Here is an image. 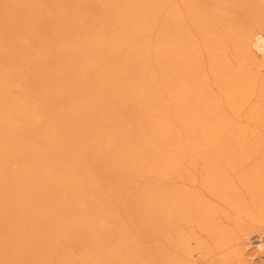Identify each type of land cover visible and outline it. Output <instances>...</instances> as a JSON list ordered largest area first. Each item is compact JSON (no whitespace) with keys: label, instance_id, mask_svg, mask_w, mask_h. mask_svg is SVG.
Masks as SVG:
<instances>
[{"label":"rangeland","instance_id":"obj_1","mask_svg":"<svg viewBox=\"0 0 264 264\" xmlns=\"http://www.w3.org/2000/svg\"><path fill=\"white\" fill-rule=\"evenodd\" d=\"M38 1L41 5H47L48 7H43L45 16L42 15L44 18L41 17V22L35 26L38 34L37 36H39L38 38H40V40L41 38L44 39L45 43V51L42 55L44 66L42 70L43 72L41 71L40 73L41 78L45 82L50 81V86L47 84L46 87V90L48 91L43 93L47 95L48 99L45 103L46 107H44L45 112L41 116L42 121L43 123L46 122V124H49L48 126L51 124L52 127L57 130L60 137L59 140L62 139L63 142H66V148L70 150V148L73 147L72 150L78 154L80 164L86 166L90 171L89 182L91 183L90 175H92V184L94 183V185L97 186L99 184L98 187H100L103 192H100L102 194V199H107V202L109 200L110 203L114 204L113 211L115 212L116 218L119 217L118 224L120 225L121 221V226L124 224L129 233L134 229L136 231V229H138L136 226L139 224V222L137 224L136 222L140 221L139 219H141L142 216L137 212L139 207L136 208L137 205L134 203L135 200L139 198L141 199L142 196L147 197L146 195L150 190H157V188L161 190L164 188L178 189L186 192L190 196L194 195L191 196L192 198L196 196L199 203L202 204L203 202L201 206H203V208L205 207L204 209L208 208V214L212 216L214 214L215 226L218 225V227H220L219 230H223L222 233L227 232L226 235L228 234L225 239V244H216L215 242L217 240L215 241V238L208 233V231L204 230L206 227H203L202 224H197L199 221L191 219L192 222L191 220H188V222L186 221V223L181 222L180 236L183 241L177 239L178 237L173 235L172 237L175 242L172 245L163 235H156L154 237H145L142 235L141 240L139 239V241L140 245H144L143 248H157L163 253L179 257L178 259L181 261L183 260V262L185 261V264H264V242L261 241L262 236H264V98H260V94L264 93V91L262 92L261 90L264 86V72L260 71L257 73L253 70L255 74L257 73L255 75L256 83L253 84L254 92L248 97V99H246V101L238 103L237 105L231 104L229 102V93L225 91L224 83L218 81V79H223L225 76L218 79L212 77L210 66L208 62H206L208 59L211 60V58H209L207 53L203 50V38L195 28L196 20L193 18L189 19L184 0H156L154 2L152 0H146L142 3L140 0H74L76 1V4H72V6L75 5L73 7L69 4V0H60L58 7H61V9H59V12L57 13L55 10L56 8H54L56 6L54 4L51 5L52 3H49L50 0ZM218 1H209V8H211L212 11H217L212 12L210 9L208 10V13L212 12L210 13L212 15L210 17H213L209 22V32L217 39L218 37L225 38L228 45L223 50L217 51V54L215 52L213 57H218V60H224H220V62L226 61L228 63V72H226L229 73L230 77L233 75L236 76L239 75L241 71V66L239 65L242 64V62H246L245 59L248 57L247 55L245 58L241 56L238 58V60H240L238 62L234 47L231 44L233 41H231L229 36L231 34H237L241 29H243L241 30V32L243 31L242 33H246V31H244L247 28L246 26L250 28V24H247V21L248 19L250 20L249 17L252 15L251 12L256 8L255 7L251 10V8L255 6L252 3H255L257 0ZM221 1L222 3H220ZM201 2V0H196L192 6L194 5L195 7H198L197 5L201 4ZM219 5L220 7H218ZM222 6H224L225 9H223ZM141 8L142 10H140ZM150 8L154 9L157 13L148 12ZM177 8H179L183 18H185L186 30L189 29L188 33L190 36L192 35V39L197 41L198 46H200L199 51H202L200 53V58L205 61L202 72H204V75L208 80L207 87H204V93L198 94L197 91H201V88L199 89L195 86V88L190 91L192 94L191 98L196 104H200V98L203 99L201 100L203 104L202 107L205 109L210 106V113L206 118L210 117V126L213 129H210V131L207 132H199L198 130L201 129L198 125L196 128L193 126L194 131L191 132L189 127H187V124L180 122L181 119L176 120L171 117V114H168L173 121L169 122L172 124L171 129H161V131L158 129L157 133L160 135L161 132L163 133L164 131L166 133L167 130L170 131H168L169 133L172 132L173 134L177 132L183 144L180 149L183 154L181 157L183 158H180L178 160L179 162L177 161L176 165L178 164V166L170 175L161 176L153 170L156 163L154 161L153 153H151V147H153V150H158L160 147V144L156 141L157 135H150L149 137V134H146L145 136L146 131L141 130H144L143 123L146 121L145 119L148 115H150L149 107H155L154 111L159 112V108L162 104L166 103L168 105L174 100L173 97L172 99L170 97L173 96L172 93L170 92L168 95L166 92L167 87L162 84V80H160L162 78H159L158 76H167L168 72L164 69L165 67L159 66L158 64L161 53L158 52L157 48V42L159 40L158 36L160 34L157 28L161 27V24L163 25L162 22L169 16V11ZM192 8L190 7V9ZM214 8H219L218 10L220 13ZM221 8L224 11L222 13L224 18L220 15L222 12V10L220 11ZM112 11H115L118 15L124 14L122 17L125 18L126 22L124 21L125 23L123 22L121 24V29L124 33L126 32L125 34H127L128 31H131L132 27H135L136 23L134 24L132 21L135 16L138 15H145V18H149L147 16L149 13L154 16L156 15L157 24L142 29L143 31L137 35V38L134 41L128 42L129 44L131 43L130 45L128 43L117 45L114 43V41L117 40V37L115 36V32L112 31L113 29L111 25L115 23L116 19L114 21L113 19L110 20V13ZM247 12L250 15H248ZM245 14L247 17H245ZM58 18L60 21L57 20ZM244 19H246V22L243 21ZM147 20L148 19H145V21ZM242 21L246 23V25H244ZM56 22L58 28L59 24L61 26L59 29H57V27L55 28L54 23ZM238 23L240 24L239 26ZM254 25L255 24L252 26L253 28ZM240 26L242 28H238ZM256 26L257 25H255L254 31L256 30L259 33V27ZM252 27L251 29L253 30ZM145 29L148 31L146 32ZM132 39L133 37L131 40ZM1 45L3 48L6 46V44L3 43ZM12 45L13 42L8 43L7 47H11ZM259 46L260 44L256 47L253 54L258 61L262 60V53L259 50ZM148 54L150 56H148ZM253 55L249 56L251 57ZM12 58L13 56L9 54V57L5 60L20 62ZM126 58H129V61L132 62L133 66L131 65V67L127 68V82H124V85L119 87L116 84V80L121 74L119 72L121 67L124 66L121 63ZM132 58L134 60H132ZM21 64L25 65L23 62H21ZM21 64L19 63V67H21ZM8 68L9 67L5 66L4 70L7 71ZM20 72V81L22 83H24L25 80V85L26 82L28 84L32 82L31 79L33 78V75L31 72L27 71L25 67L24 69L22 68V71L20 70ZM36 76L37 75H35L34 78H37ZM150 82H154V84L157 85L156 88H154L156 95H151L150 93H147L149 95L134 94L135 90L131 91L132 87L135 89L136 85L142 83L145 85L144 89H146L147 92H150L152 90V87L149 84ZM16 84L18 85V83ZM29 87L26 85V88L30 89L29 93L33 94L32 98L34 99L35 96L33 90L35 91V89L31 90V84ZM15 88L16 87H11V90L13 91ZM40 90V93L43 92V89ZM43 96L44 95H42V97ZM142 97L145 98L143 100L146 104H141L138 100ZM40 98L41 97H39L38 100H40ZM152 98L155 100L149 101L150 99L152 100ZM211 104L212 107H215L214 112H211ZM85 107L87 108L85 109ZM81 108L86 111H82ZM140 114H142V116H140ZM216 118H220L227 123L225 124L228 126V129L225 126L227 129L225 131L226 133L222 128L221 130L219 127L214 126V120ZM168 124L167 126L170 127V124ZM93 130L95 132H93ZM96 133L100 134L98 142L97 144L91 145L92 141L90 140L93 139L92 136ZM87 135H89V142H91V144L89 143V152H85V149H82V145L85 143L86 139H88L86 138ZM151 137L152 139H156L150 140L152 143L148 144L149 140L147 141V138L151 139ZM134 138H137L138 141H133ZM108 142L111 146H109ZM153 142L157 144L154 145ZM147 145L149 148H147ZM240 146L245 148V150H242V155L240 157L238 155V157H236L237 159H234V165L231 168L228 167L229 169H226V172L228 173L226 174L225 172V174L229 180L227 181L230 182L235 193L241 198V202L239 203L243 206L244 203L247 205L245 207L248 208L249 211L247 210L245 214L244 212L241 213L236 208L230 207L228 203L223 200L218 192L223 191L221 188H217L216 190L212 189L211 191V188L209 189L211 185L208 183L209 180L206 175L208 172L207 167L209 165H215V163L216 165H221L223 158L227 159L231 157L232 159V155H229V152L232 151L231 154H233V151H236V148H239ZM110 147L113 150H111ZM162 148L160 152L164 149ZM224 149L226 151L228 149V154L226 151L225 152L229 156L222 153ZM166 157L167 154L164 155V158ZM221 157H223L222 161ZM210 162L214 164H210ZM258 167L259 169L261 168L260 170L262 172H260L261 174H258L259 171H257V174L259 175L257 189L259 195L256 196L258 197L257 203L252 204L253 200L249 193L251 189L247 187V183L249 184L248 176L249 173H253L254 170H259ZM247 173L248 175L245 177ZM243 177L248 180L246 181ZM241 178L243 179L242 181ZM245 184L246 186H244ZM76 209L82 214L83 211L81 210L86 208L81 205ZM137 216H139V219L136 218L135 220V217ZM130 220H132V222ZM51 224L52 226H50L49 229L54 228V225H58L56 222ZM42 230L40 231L42 232ZM45 230L48 231V229ZM136 232H138V230ZM136 232L135 234L137 235ZM90 233L89 235H91ZM77 239L82 242L81 238L76 237L75 241L70 235L68 237L63 236L59 238V240L57 239L58 241L56 240L55 243H53V246H55L53 248L55 253H53L49 263L63 264V261L61 262L60 260L63 258V254H71L73 252L77 254L80 252L84 245H82V243L84 242L80 243ZM245 242L249 243L248 247H242V244ZM89 246H91V244ZM44 249L45 248H43V250ZM188 252L191 253L192 257L187 254ZM80 253L83 252L81 251ZM60 254L61 258L59 257ZM92 254L93 253L90 254L92 257H96L95 253L93 254L94 256ZM77 255V264H95L90 255L88 261L92 260V263H88L86 260L87 258L84 257L85 255ZM99 257L94 258V260L99 259ZM84 261L87 263H83ZM0 264L2 263L0 262Z\"/></svg>","mask_w":264,"mask_h":264},{"label":"bare ground","instance_id":"obj_2","mask_svg":"<svg viewBox=\"0 0 264 264\" xmlns=\"http://www.w3.org/2000/svg\"><path fill=\"white\" fill-rule=\"evenodd\" d=\"M59 1L60 0L49 1V3H52L51 5L54 4L56 6L54 7L56 8V13L61 9V7H58L60 3ZM71 1L69 0L71 6L72 4H76V1L73 0V3ZM143 1L146 0H140L141 3ZM152 1L154 2L156 0ZM195 1L196 0H184L186 4L185 8L189 19L193 18L196 20L195 28L204 41L202 46L204 48L203 50L207 53L208 57L211 58V60L208 59L209 61L207 60L206 62H208L210 66L212 77L218 79L225 76L223 79H218V81L224 83L225 91L229 93V102L231 104L237 105L238 103L244 102L254 92L253 84L256 83L255 75L260 71L264 72V0H257L255 3H252L255 6H251V10L255 7L256 8L251 12L252 15L250 17L248 16L250 20L247 18V24H250V28L246 26L247 28L244 30L246 31V33L244 32L245 34L242 33L243 31L241 32L243 29H241L240 32H237V28V34L230 33L231 35L229 37L231 41H233L231 44L234 47L237 60L241 56L245 58L247 55L248 57L245 59L246 62H242V64L239 65L241 66V71L240 73L238 72L239 75H233L231 77L229 73H227L228 63L226 61L223 62L224 60L220 59L223 60L222 63L217 59L218 57H213L214 53L216 52L217 54V51L223 50L228 45V42L223 37H218V39L215 38L209 32V22L211 18H213L210 17L212 16L210 13L214 11L208 6L210 5L209 1L211 0H201L202 2L199 4L200 6L197 5L198 7H195L193 5L194 8L192 4H194ZM220 3H222V1ZM43 7L45 8L47 5H41L38 0H0V262L2 264H50L49 260L53 253H55L53 249L55 246H53V243L63 236L68 237L70 235L75 241L77 237L81 238L82 242H84L82 243L77 239L82 245L84 244L83 248L80 250V252L82 251L83 253H78L82 254V256L85 255L84 257L87 258V261L91 253H95L97 258L100 256L99 259L94 260L96 257L90 255L92 257L90 258L93 259L95 264H185L186 262L184 261V263L183 260L181 261L178 259L179 257L163 253L157 248H143L144 245H140L139 239L141 240L142 235L145 237L163 235L167 238L168 242L173 245L175 242L172 237L173 235L178 237L177 239L183 241L180 236L181 222L186 223V221L188 222V220L190 221L191 219L199 221L200 223H196L200 225L202 224L203 227H206L204 230L208 231V233L215 238V241L217 240L215 242L216 244H225V239L228 234L226 235L227 232L222 233L223 230L220 231L218 225L215 226L214 214L213 216L209 215V211H207L208 208L206 207L207 209H204L205 207L203 208V206H201L203 202L202 204L199 203L196 196V198L193 197V199L191 196L194 195L190 196L186 192L174 188H164L163 190L157 188V190H150L149 192L147 191V197L142 196L141 199L139 198L135 200L134 203L137 205L136 208L139 207L137 212L142 216L141 219L138 218L139 216L135 217V220L136 218L140 220L137 222L135 221L136 224L139 222L136 226L138 228L136 231L138 230V232L134 229L133 231L130 230L131 232L129 233L124 224L121 226V221L120 225L118 224L119 217L116 218L115 212L113 211L114 204L110 203L109 200L107 202V199H102V194L100 193L102 190L98 187V183H95L98 184V186L94 185V183L92 184V175H90L91 183L89 182L90 171L86 166L80 164L78 154L72 150L73 147L70 148V150L66 148V142H63L62 139L59 140L60 137L57 130H55L51 124L48 126L49 124H46V122L43 123L42 121L41 116L45 112L44 107H46L45 103L48 99L47 95L43 93L48 91L46 90V87L47 84L49 85L50 81L45 82L41 78L40 73L44 66L42 55L45 51V43L44 39L41 38L40 40V38H38L39 36H37L38 34L35 26L41 22V17L44 18L45 16ZM190 7H193L194 9H190ZM218 7H220V5ZM222 7L225 9L224 6ZM209 9L212 12L208 13ZM218 9L219 8L216 10ZM223 9H220V11L222 10L220 14L222 16V13L224 12ZM140 10H142V8ZM153 10L154 9L150 8L148 12H156ZM218 13H220L219 10ZM123 15L124 14L118 15L115 11L110 13V20L113 19L114 21L116 19L115 23L111 25L113 29L112 31L115 32V36L117 37V40L114 41L117 45L134 41L137 38V35L143 31L142 29L157 24L156 15L154 16L149 13L147 14L149 18H145V15H138L135 16L132 21L134 24L136 23L135 27H132L131 31H128V33L125 34L126 32L124 33L121 29V24L125 21V18L122 17ZM245 17H247V15ZM59 18L57 19L58 21H60ZM145 19L148 20L145 21ZM245 20L246 19L243 21ZM185 22V18H183L179 8H177L169 11V16L162 22L163 25L161 24V27L157 28L160 33L158 36L159 40L157 42V48L158 52L161 53L159 61L158 58L157 61L159 66L165 67L164 69L168 72L167 76H158L159 78H162L160 80H162V84L167 87V90L169 88L166 92L168 95L171 92L173 96L170 97L171 99L173 97L174 100L168 105L166 103L162 104L159 108V112L154 111L155 107H149L150 115H148L145 119L146 121L143 123L144 130H141L146 131L145 136L146 134H149V137L150 135H157L156 141L160 144V147L158 150H153V147H151V153H153L154 161L156 163L153 170L161 176L170 175L178 166V164L176 165L177 161L180 158H183L181 157L183 154L180 150L183 145L181 138H179L176 131H174L176 132L174 134L172 132L169 133L172 125L169 122L172 121V118L176 120L181 119L180 122L187 124V127H189L191 132L194 131L193 126L196 128L198 125L201 129H197L199 132H207L210 131V129H213L210 126V117L206 118L210 113V106L205 109L202 107L203 104L201 100L203 99L200 98V104H196L191 98L192 94L190 91H192L195 86L199 89L201 88V91H197L198 94L204 93V87H207L208 80L205 77L204 72H202L205 63V61L200 58V53L202 51H199L200 46H198L197 41L192 39V35L190 36L188 33L189 29L186 30ZM239 23L241 24L240 21ZM239 23L238 26L240 25ZM56 24L57 22L54 23L55 28L57 27ZM253 24L257 25L256 27H259V33L255 30V34V25L253 28ZM244 25H246V23H244ZM60 27L59 24V28ZM59 28L57 27V29ZM238 28L242 27L240 26ZM147 31L148 30H146V32ZM131 36L133 37L132 40ZM11 42H13V45L7 47V44ZM2 43L6 44L4 48L1 45ZM259 44V50L262 53V60L258 61L253 54ZM9 54L13 56L14 60L16 59V61L18 60L20 62H15L13 60L6 61ZM249 55L253 56L250 57ZM148 56L150 55L148 54ZM132 60L134 59L132 58ZM239 61L240 60H238V62ZM21 62L25 63V65L21 64ZM19 63L21 64V67H19ZM121 64L124 66L121 67V70L119 71L121 74L119 73L120 76L117 77L116 80V84L119 87H122L124 85L123 83L127 82V68L131 67L132 62L129 61V58H126ZM5 66L9 67L7 71L4 70ZM24 67L33 75V78L31 79L32 82L29 84L26 82V85L29 87L31 84V90L35 89L36 92L33 90L35 96L34 99L32 98L33 94L29 93L30 87L28 89L26 88V80L24 83L20 81V70L22 71V68L24 69ZM253 70L257 73L255 74ZM35 75H37V78H34ZM16 83H18V85ZM149 84L152 87L150 92H147V90L144 89L145 85L142 83L136 85L135 89L132 87L131 91L135 90L134 94L149 95L147 93H150L151 95H156L154 88H156L157 85L154 84V82H150ZM11 87L16 88L12 91ZM263 87L261 88L262 92L264 91ZM40 89H43V92L40 93ZM41 94L44 96L42 97ZM39 97H41L40 100H38ZM260 98H264V93L260 94ZM143 99L145 98L142 97L138 100L141 104H146ZM153 100L155 99L152 98V100L150 99L149 101ZM86 108L87 107H85V109ZM211 108V112H214L215 107H212V104ZM85 109L83 110L86 111ZM168 114H171L172 118ZM140 116H142V114H140ZM168 123L170 124V127L167 126ZM214 124V126L219 127L220 129L222 128L224 132L228 129V126L225 125L227 123L220 118H216ZM158 129H160V131L161 129H169L167 130V132H169L165 133L162 130L163 133L161 132L159 135V133H157ZM93 132L95 131L93 130ZM99 135V133H96L92 136L93 139L90 140L92 141V144L89 142V135H87L86 138L88 139H86L83 144L84 146L82 145V149H85V152H89V145L97 144L98 138L100 137ZM154 139H152V137L151 139L147 138V141L149 140L148 144L152 143L150 140ZM135 140L136 142L138 141L137 138L133 139V141ZM154 142L153 144L156 145L157 143ZM109 146H111L110 143ZM147 148H149L148 145ZM161 148L163 149L162 152H160ZM110 149L113 150L111 147ZM236 149L237 152L233 151V154H231L232 151L229 152L228 149L227 151L224 149L222 153L225 155L226 152L227 154L229 152V155H232V159L231 157L227 158L226 156H229L227 154L225 156L227 159L221 157V161L223 158L222 166L216 165L215 163V165H209L207 167L208 172L206 175L209 180L208 183L212 186L207 187H209V189L211 188V191L212 189L216 190L217 188H221L223 191H218L220 193L218 194L222 196L223 200L228 203L230 207L236 208L238 211L241 213L244 212L245 214L248 210V208L245 207L247 205L244 203L243 206L239 203L241 202V198L235 193V190L232 188V185L228 182L229 180L226 177V174L228 173L226 172V169L228 167L231 168L234 165V159H237L236 157H238V155L240 157L242 155V150H245V148H242L241 146ZM163 151L167 154V159L164 158L165 154ZM210 164L214 163L210 162ZM260 169H256L254 172L251 171L253 173H249V180L247 179L249 184L246 182L247 187L251 189L249 193L253 200L252 204H256L258 201V197L256 196L259 195L257 189L259 180L258 174L262 173ZM257 171H259V173ZM247 175L248 173L245 177ZM242 180L243 179L241 178V181ZM244 186H246V184ZM81 205L86 208L81 210L83 211L82 214L76 209ZM130 221L132 222V220ZM53 222L58 223V225L53 224L54 228L49 229ZM134 224L133 226L135 227ZM45 229H48V231ZM40 230H42V232ZM89 233L91 235H89ZM261 241L264 242V236H262ZM90 244L91 246H89ZM248 246L249 243L245 242L242 244V247ZM43 248H45V251ZM189 252L187 254L192 257ZM77 254L74 252L71 254H63V258L60 260L61 262L63 261V264H77ZM60 256L61 254L59 257ZM91 261L92 260L88 261V263ZM83 263L87 262L84 261Z\"/></svg>","mask_w":264,"mask_h":264}]
</instances>
